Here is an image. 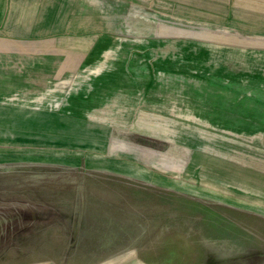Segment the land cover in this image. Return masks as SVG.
<instances>
[{"label":"rangeland","instance_id":"374dc122","mask_svg":"<svg viewBox=\"0 0 264 264\" xmlns=\"http://www.w3.org/2000/svg\"><path fill=\"white\" fill-rule=\"evenodd\" d=\"M85 1L86 16L102 20V34L85 33V60L37 92L23 77L14 94L40 120L53 113L48 124L65 126L74 144L0 143V190L221 211L264 224V44L227 27L230 0ZM114 127L136 159L164 166L157 170L167 186L88 166L96 151L77 141L95 145Z\"/></svg>","mask_w":264,"mask_h":264},{"label":"water","instance_id":"95a60500","mask_svg":"<svg viewBox=\"0 0 264 264\" xmlns=\"http://www.w3.org/2000/svg\"><path fill=\"white\" fill-rule=\"evenodd\" d=\"M0 264H264V224L221 211L0 190Z\"/></svg>","mask_w":264,"mask_h":264},{"label":"crops","instance_id":"0c3cea01","mask_svg":"<svg viewBox=\"0 0 264 264\" xmlns=\"http://www.w3.org/2000/svg\"><path fill=\"white\" fill-rule=\"evenodd\" d=\"M95 4L98 8L102 6L100 0ZM88 6L85 0H0V143L18 147H72L71 136L64 135L67 131L65 126L56 132L54 125L48 124L47 120L53 119V113L44 119L46 122L40 120L35 110L20 109L21 105L15 102L19 97L14 94L23 91V77L28 78L29 90L37 92L47 88L53 80L70 75L85 60L89 52L85 49L90 46L85 33L100 31L102 34L101 18L87 17ZM227 6L230 11L224 20L227 27L236 29L239 37L256 38L251 42L264 44V0H230ZM102 36L98 35L94 46L102 42ZM72 43L81 44L83 49L70 51L71 48L65 47ZM53 44L64 46L58 47L61 51H54ZM12 76L13 82L17 83L6 88L3 80L7 81ZM11 98L13 100H9ZM36 101L32 99L31 104ZM41 104L49 106L47 101ZM8 108L10 110L6 112ZM116 128L106 130V137L95 145L77 141L82 148L85 144L87 149L96 151L89 157L88 166L155 186H167V178L157 170L165 169L164 166L152 164V167L136 159L129 150L130 146L118 144L120 142L114 137L118 133ZM55 133L59 134L57 139L53 137ZM109 151L112 153L110 156ZM150 154L151 151L142 148L140 155L146 158ZM181 185L175 183L172 186L177 189Z\"/></svg>","mask_w":264,"mask_h":264}]
</instances>
